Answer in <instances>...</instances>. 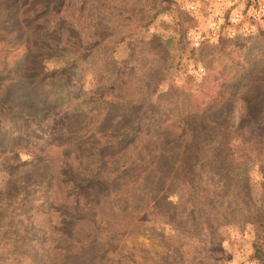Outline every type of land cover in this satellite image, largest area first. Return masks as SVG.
<instances>
[{"label":"rangeland","instance_id":"374dc122","mask_svg":"<svg viewBox=\"0 0 264 264\" xmlns=\"http://www.w3.org/2000/svg\"><path fill=\"white\" fill-rule=\"evenodd\" d=\"M104 1L89 0L79 18L76 0H0V264H264V258L253 257L252 247L258 241L264 251V211L257 225L234 211L228 220L214 217L189 232L172 210L97 217L83 202L84 212L72 218L58 210L62 187L29 186L42 170L33 159L49 155L45 163L51 171L68 146L60 137L47 138L53 115L39 119L38 110L52 108L79 84L96 88L93 73L105 57L103 78L127 59L130 47H139L146 54L141 68L154 60L149 104L183 109L191 117L220 100L235 110L247 89L259 88L246 81L264 70V17L244 33L245 16L235 38H214L213 19L228 17L216 0H194V11L189 0H115L118 7L94 21L91 8ZM90 29L97 31L92 52L80 54L73 65L81 50L73 38ZM72 69L59 85L55 72ZM248 175L253 192L261 194L257 167L248 168ZM155 204L163 209L165 197Z\"/></svg>","mask_w":264,"mask_h":264},{"label":"trees","instance_id":"16d2710c","mask_svg":"<svg viewBox=\"0 0 264 264\" xmlns=\"http://www.w3.org/2000/svg\"><path fill=\"white\" fill-rule=\"evenodd\" d=\"M76 1L80 18L89 0ZM105 3L91 8L94 21L118 7L115 0ZM96 35L90 29L73 38L81 49L73 65L80 54L92 52ZM143 54L139 47H130L127 59L103 78L109 60L105 57L93 73L96 88L84 90L79 84L52 108L38 110L39 119L47 112L53 115L44 132L47 138L60 137L68 146L56 157L59 162L51 171L45 163L49 155L33 159L42 170L31 176L29 186L62 187L65 197L58 210L72 218L84 212L81 204L85 202V210L97 217L172 210V216L185 219L180 227L189 232L205 228L206 221L214 217L228 220L234 211L246 215L245 223L257 225L264 211V70L256 80L246 81L259 88L247 89L236 111L229 101L220 100L191 117L183 109L149 104L152 91L148 88L154 77L149 66L154 60L141 68ZM73 72L62 70L54 76L59 85H65ZM252 166L260 173L261 194L253 192L248 175ZM52 194L53 190L49 197ZM173 194L177 200L172 202L168 197ZM162 197L165 206L157 209L155 199ZM260 246L258 241L252 244L255 259L264 258Z\"/></svg>","mask_w":264,"mask_h":264},{"label":"built area","instance_id":"2783aa9c","mask_svg":"<svg viewBox=\"0 0 264 264\" xmlns=\"http://www.w3.org/2000/svg\"><path fill=\"white\" fill-rule=\"evenodd\" d=\"M195 1L189 0L188 8L190 11L195 10ZM219 5V12H228L227 18L222 21L217 15L211 24L209 36L218 38L220 36L235 38L237 36V25L240 19L248 17L249 23L242 32L251 28L250 22L261 20L264 17V0H216Z\"/></svg>","mask_w":264,"mask_h":264}]
</instances>
